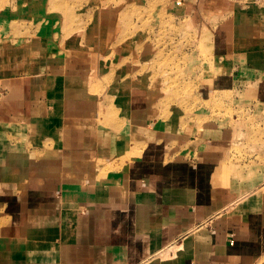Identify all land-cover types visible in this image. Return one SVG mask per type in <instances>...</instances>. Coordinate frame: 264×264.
I'll return each mask as SVG.
<instances>
[{
	"label": "crops",
	"instance_id": "obj_1",
	"mask_svg": "<svg viewBox=\"0 0 264 264\" xmlns=\"http://www.w3.org/2000/svg\"><path fill=\"white\" fill-rule=\"evenodd\" d=\"M256 5L227 47L214 40L230 72L206 85L242 84L264 106V0ZM94 67L99 80L109 74L65 56L58 73L11 76L0 90V136L23 125L41 135L0 148V264H264V179L244 191L230 160L232 187L217 185L230 128L209 114L198 125L165 120L160 93L142 84L88 94ZM174 242L173 258H153Z\"/></svg>",
	"mask_w": 264,
	"mask_h": 264
},
{
	"label": "rangeland",
	"instance_id": "obj_2",
	"mask_svg": "<svg viewBox=\"0 0 264 264\" xmlns=\"http://www.w3.org/2000/svg\"><path fill=\"white\" fill-rule=\"evenodd\" d=\"M262 1L193 0L188 15L182 0H0V90L11 76L58 73L65 56L101 61L100 73L109 74L99 80L94 67L88 94L105 98L115 85L142 84L160 93L165 120L176 114L178 124L198 125L209 114L228 126V160L224 174H215L217 185L232 187L235 167L248 191L264 179V106L242 84L219 93L206 84L230 72L228 54L216 52L214 40L227 47ZM98 115H106L104 104ZM25 127L0 136V148L7 141L39 144L40 133ZM158 252L153 258L162 260Z\"/></svg>",
	"mask_w": 264,
	"mask_h": 264
},
{
	"label": "bare ground",
	"instance_id": "obj_3",
	"mask_svg": "<svg viewBox=\"0 0 264 264\" xmlns=\"http://www.w3.org/2000/svg\"><path fill=\"white\" fill-rule=\"evenodd\" d=\"M247 193H245V194H247ZM240 199L242 201V199H244V198L238 197V198L233 199V201L229 202L230 203V206L233 207L237 203V201H239ZM178 246H179L178 243L177 242H174V243H172V245H168L164 249L160 250L158 252V254H156V256L159 257L162 260H167V259L173 257L177 253Z\"/></svg>",
	"mask_w": 264,
	"mask_h": 264
}]
</instances>
